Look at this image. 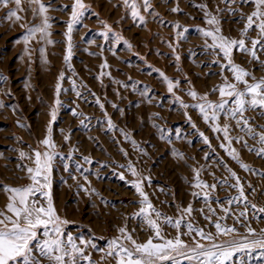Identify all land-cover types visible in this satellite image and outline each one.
Returning a JSON list of instances; mask_svg holds the SVG:
<instances>
[{"label":"rangeland","instance_id":"rangeland-1","mask_svg":"<svg viewBox=\"0 0 264 264\" xmlns=\"http://www.w3.org/2000/svg\"><path fill=\"white\" fill-rule=\"evenodd\" d=\"M43 2L51 3L47 13L51 18L48 30L51 35L47 40L53 41L51 44L41 40L39 34L27 45L24 43L26 27L40 24V18H33L31 11L21 13L25 19L14 23L3 19L7 9L0 8V76L4 77L0 80V184L22 186L30 183L24 169L34 165L22 158L21 152L28 155H32L33 150L55 153L51 195L57 214L69 221L64 230L73 237L93 240L101 248H107L108 240L119 235L117 229L125 224L129 231L136 229L133 236L138 242H145L153 234L133 218L140 207V197L130 183L137 177L128 170L129 163L145 178L143 190L155 207L176 217L175 204L187 207L192 203L196 211L188 219L205 232L215 233L216 229L204 218L208 214L204 201L190 195L198 191L189 183L193 180L194 168L201 169L200 178L212 184L230 175L225 168L227 165L240 177L246 194L251 192L248 183L258 189L255 197L249 195V200L264 206V196L259 195V190H264V175H261L264 157L233 141L232 147L239 152L241 161L253 170L245 171L220 147L226 142L222 133L212 131L211 121L205 123L197 109H185L174 102L179 96L184 103H196L186 94L189 87L200 95L208 93L211 101L219 100V94L211 89L222 82L221 68L213 61H225L204 47L205 38L196 29L208 25L204 12L197 5L206 4L208 11L218 15L222 34L235 39L240 38L244 26L241 11L250 13L252 5L231 4L236 10L233 13L221 0H152L154 11L159 15L141 9L146 21L141 24L139 20L133 21L130 13L120 6L122 0H83L90 11L73 26L72 55L65 62L68 46L65 33L73 0ZM64 5L69 7L63 8ZM177 5L182 11L172 12L170 9ZM23 7L27 9L28 5ZM217 7L224 11L217 12ZM102 21L123 39L117 42L110 33L109 39L104 40L99 35L105 31ZM177 24L181 27H175ZM183 29L188 31L183 36L178 35ZM250 35L255 38L256 33L250 32ZM259 54L264 60V52ZM233 59L257 78L264 76V68L255 62L249 64L248 56L234 50ZM105 62L108 67L101 68ZM160 72L180 82L174 89L175 96L168 92ZM61 73L63 79H60ZM223 75L232 79L227 69ZM57 83L62 89L58 97L60 105L55 104ZM134 83L136 88L132 87ZM144 89L147 91L142 96ZM97 99L103 109L96 103ZM53 108L57 116L51 134L55 148L50 149L40 141L46 136ZM73 109L78 115L72 114ZM108 119L115 128L108 129ZM225 122L222 116L219 123ZM230 123L233 125L231 135L240 134L235 123ZM257 123L264 124V120L258 118ZM204 137L208 138V143ZM248 143L253 145L254 141L249 139ZM175 153L182 154V158ZM229 183L235 180L230 178ZM235 195V189L219 184L213 193L221 202ZM6 203V195L0 192V208ZM210 203L216 209L213 221L225 215L220 204ZM223 206L231 207L232 214L221 223L234 226L238 231L217 236L215 242L242 241L248 233L243 223L235 222V214L243 210V205ZM201 208L205 209L204 214L199 211ZM249 221L257 232L264 228V219H253L251 212ZM162 228L167 238L177 235V230L171 226L162 225ZM180 231L186 229L182 226ZM193 237L200 243H209L200 240L195 233L181 238L192 245ZM87 253L100 264H115L112 258L101 261L103 254L91 247L86 249ZM258 257L259 250L251 257L246 252H236L225 264H264ZM183 264L189 262L184 260Z\"/></svg>","mask_w":264,"mask_h":264},{"label":"snow or ice","instance_id":"snow-or-ice-1","mask_svg":"<svg viewBox=\"0 0 264 264\" xmlns=\"http://www.w3.org/2000/svg\"><path fill=\"white\" fill-rule=\"evenodd\" d=\"M221 2L228 4L229 11L233 13L236 10L232 9L230 5L238 2L252 5L253 10L250 13L241 11V20L244 26L240 30V38L235 39L222 34L218 15H213L212 12L208 11L206 4L197 5L204 12L208 27L197 28L196 31L205 38L204 47L212 50L214 55L220 56L225 61V63H221L220 59L213 61V63L219 64L221 68L222 82L211 89L213 93L219 94V100L211 101L208 99V93L200 95L193 87H189L186 94L196 103H184L179 96L175 97L174 102H179L181 107L185 109H197L205 123L211 121L212 131L222 133L226 142H222L220 147L224 148L228 156L236 160L242 169L253 171L248 164L241 161L239 152L232 147V144L235 141L242 144L249 152L264 157V124L257 123L258 118L264 120V76L257 78L252 71L235 63L233 51L248 56L250 58L249 64L255 62L264 68V60H261L259 54L264 52V0H221ZM24 4L28 5L27 9L23 7ZM9 5H14V7H9ZM120 6L127 13H130L133 21L139 20L141 24L146 23L145 16L141 14V9L144 12H149V14L159 15L154 11L152 0H122ZM62 7L68 8L69 6L64 5ZM0 8L7 9L3 19L14 23L25 19L21 13L26 11H31L33 18H40L38 25L30 27L21 25L26 27V34L24 35L26 45L35 39L37 34L41 40H47V37L51 35L48 31L51 28L49 23L51 18L47 15L51 3L46 5L43 0H0ZM170 10L174 13L182 11L178 5ZM89 11L90 6L85 5L83 0H73L70 6L71 16L67 22V32L65 33L68 39L65 62H68L72 55L71 33L73 26L79 24ZM216 11L222 12L224 10L217 7ZM102 23H104L105 31L99 35L104 40L109 39L110 33L117 42L123 39L119 33L113 32L110 25L103 21ZM175 27L180 28L181 26L177 24ZM187 31L188 29H183L178 35L183 36L184 32ZM250 32L256 33L255 38L250 35ZM209 40L211 43H208ZM47 43L51 44L53 41L47 40ZM124 43L131 48L127 41ZM169 46L171 47V45ZM40 52L43 54L44 49L41 48ZM177 60H179L178 56ZM107 67V62L101 65V68ZM225 69L232 74L231 80L223 75ZM101 74L107 75V73ZM160 76L167 83L168 92L175 96L174 89L178 87L180 82L169 79L163 72H160ZM63 78L64 74L61 73L60 79ZM2 79L4 77L0 76V80ZM189 84H191L190 81ZM132 87L136 88L137 85L134 83ZM61 90V85L57 83L56 105L61 104L58 99ZM146 91L147 89L141 91V95L143 96ZM76 95L80 97L81 93L77 91ZM96 103L103 109L104 106L100 104L98 99ZM113 107L116 106L113 105ZM249 112H253L255 115H247ZM72 114L78 115L74 109ZM185 115L187 116V113ZM50 116L51 120L46 127V136L40 141V144L52 149L55 148L51 134L52 123L57 118L56 108L52 109ZM222 116L226 121L223 125L219 123ZM230 122L235 123V129L240 134L231 135L233 125ZM83 123L81 121V124ZM107 125L108 129L115 128L111 119L107 120ZM192 127L195 128V124H192ZM200 135L203 136V133ZM249 139L254 141L253 145H249ZM204 141L208 143V138L204 137ZM175 154L182 158V154ZM55 155L50 151L41 152L39 150H33L32 155L21 152L20 156L29 159L34 165L24 169L30 183L22 186L0 184V192H3L7 197V203L3 208H0V264H81V262L100 264V262L92 260L91 253L86 254V249L89 247L103 254L101 261L112 258L115 264H183L184 260H187L189 264H225L226 261L231 260L236 252H246L251 257V254L256 250H259L258 258L264 260V228L257 232L249 221L250 212L253 219H264V206H258L248 198L249 195L255 197L258 189L248 183L247 188L251 189V192L246 194L245 185L241 182L240 177L231 168H227V165L225 168L230 175L217 180L215 183L209 184L202 180L200 178L201 169L195 168L193 169V180L189 182L192 188L198 190L192 191L190 195L197 200H203L205 203L208 214L204 218L212 223L216 229V232L212 233L196 227L188 219L192 216L193 211H196L192 203H189L187 207L175 204L178 213L176 217L168 216L155 207L148 194L143 190L145 178L140 177L134 166L129 163L128 170L134 177H137L130 183L140 197L138 201L140 207L133 214V218L138 219L140 224L146 230H151L153 234L145 242H138L133 236L136 229L129 231L127 224H125V226L117 229L119 235L108 240L107 248H101L93 240L73 237L64 230L69 221L57 214L51 195L52 161ZM84 159L88 160L87 157ZM65 168L67 169V165ZM120 178L124 179L123 175ZM230 178L234 179L235 183H229ZM72 179L75 177L73 176ZM218 184L235 189L237 195L229 196L221 202L218 197L213 196ZM259 195L264 196V190H259ZM210 201L220 204L221 210L225 214L215 221L212 220V217L216 215V209L211 206ZM224 204L228 206L243 205V210L235 214V222L243 223L248 233L242 241L215 242L217 236H226L238 231L234 226L221 223L232 214L231 207H224ZM199 211L201 214L205 213L204 208L199 209ZM162 225L176 229L177 235L167 238L163 233ZM182 226L186 231H180ZM192 233H195L200 240H206L209 243H200L193 237V243L189 245L181 238L182 236H192Z\"/></svg>","mask_w":264,"mask_h":264}]
</instances>
